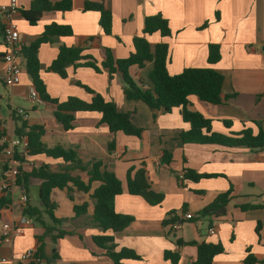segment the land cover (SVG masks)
Segmentation results:
<instances>
[{
    "label": "crops",
    "instance_id": "0c3cea01",
    "mask_svg": "<svg viewBox=\"0 0 264 264\" xmlns=\"http://www.w3.org/2000/svg\"><path fill=\"white\" fill-rule=\"evenodd\" d=\"M9 1L0 0V7ZM87 1L102 2L112 12V34L104 33L98 12L84 11ZM17 2L19 13L15 20L24 45L33 43L48 25L72 28V36L55 38L39 49L40 75L49 96L59 102H65L69 97L90 102L91 95L76 84L79 82L100 93L107 101L114 102L119 110L132 113L133 123L144 131L139 138L123 133L112 134L101 123L98 112L76 113L73 128L65 131L55 118L56 105L30 101L29 93L35 88L21 58L20 83L7 85L1 13L0 129L5 130L6 135L17 136L22 125L25 131L41 127L44 131L41 142L47 148L73 149L84 163L101 160L106 169L118 177L123 193L115 199L116 212L132 216L134 221L124 231L114 234L115 244L117 250L127 248L141 257V260H125L126 264H172L164 257L166 251L178 253L179 264H192L197 257L196 247H179L177 240L221 243L225 251L215 257L213 264H244L249 252L259 261L257 264H261L264 260V150L183 144L179 134L188 131L190 125L184 122L180 110L163 113L150 109L141 101L127 100L119 75L110 80L105 70L98 73L90 67L79 66L69 67L67 77L62 78L47 68L57 58L60 46L82 47L84 56L100 64L105 60L106 49L111 50L117 59L128 58L134 51V37H146L152 48L163 42L169 46L170 75H178L186 68L211 67L225 78L222 90L225 101L222 104H207L197 96H191L189 109L211 120L212 130L216 133L232 135L251 129L256 135L259 133L258 124L264 130V0H73L71 11L45 12L35 26L20 14L31 7L32 0ZM156 14L168 20L170 37L163 38L159 33L144 35L145 18ZM205 23L208 26L204 28ZM211 44L219 45L221 52V60L213 65L208 63ZM87 61L90 60L86 58L81 63ZM153 68V63H148L143 69L132 67L130 73L136 82L149 83ZM18 109L24 110L28 119L18 115ZM113 140L116 147L110 152L108 145ZM165 150L173 156L170 165L161 160ZM8 165L9 158L4 152L0 153V182ZM16 166L24 173L43 166L49 172L59 173L69 163L41 154L27 155ZM142 168L152 190L164 195L158 206H151L142 197L128 191V172L134 169V174ZM188 170L211 177L196 182L179 179ZM70 173L79 175L88 184L86 172L73 170ZM41 183L42 180L31 178L26 189L17 184L9 195L0 192V200L9 199L10 202L7 208L0 210V264H23L19 257L30 249L38 254L42 243L41 264H112L105 251L93 241L94 237L109 234L92 222L94 200L91 195L100 186L99 182L92 184L89 193L72 184L71 190L52 191L51 201L57 205L54 214L63 221L55 225L44 215L52 231L48 232L32 219L30 225L23 227V235L11 243L1 241L2 226L6 223L18 226L25 217L22 190L28 197L27 204L42 209L39 199ZM228 191H231L232 198L225 216H198L220 194ZM84 203L88 204L86 214L76 215L74 207ZM172 211L176 212L178 229L174 228L176 224L163 226ZM186 214H191L192 219H186ZM212 229L215 230L213 235L210 233ZM60 232L66 234L54 241L53 237Z\"/></svg>",
    "mask_w": 264,
    "mask_h": 264
},
{
    "label": "trees",
    "instance_id": "16d2710c",
    "mask_svg": "<svg viewBox=\"0 0 264 264\" xmlns=\"http://www.w3.org/2000/svg\"><path fill=\"white\" fill-rule=\"evenodd\" d=\"M73 0H61L53 3L51 0H32L31 7L20 11L22 17L32 26L38 24L45 12L60 11L68 12L72 10ZM84 11H95L100 14V26L106 35L112 34L113 15L102 2L95 3L87 1L84 5ZM219 14L217 13V20ZM208 23L204 24V28ZM143 33L145 36H151L159 33L163 38L171 36L169 22L161 14L147 16L144 21ZM73 31L70 26L51 24L45 27L43 34L29 45H23L20 50V58L24 62L26 72L32 80V84L39 97L48 103L56 105L54 113L56 120L63 126L65 131L73 128L75 114L78 112H98L101 114V123L105 124L112 134L123 133L126 136L141 137L143 129L137 127L132 121V113L119 110L118 106L107 101L100 93H96L87 86L77 82L78 86L83 87L91 95V101L85 102L76 97H69L65 102H59L52 99L44 81L41 78V64L39 60V49L41 45L52 43L55 38L72 36ZM134 51L126 59H117L111 50L106 49L105 60L98 64L96 61L83 55L82 47L60 46L59 54L53 63L47 68L48 71L58 74L62 78L67 77L69 67L77 68L79 66L90 67L96 72L105 70L109 79L113 80L116 75L122 78L124 84V95L127 100H138L146 104L150 109L170 113L173 109H179L184 122L190 125V129L179 134L180 141L183 144L200 145H219L227 148L246 147L252 151L264 150V130L258 124L259 133L254 134L251 129H245L241 133L224 135L212 130V122L206 119L202 114L193 112L189 109L191 96H197L200 101L220 105L225 101L223 97L224 76L211 67L205 68H186L182 73L172 76L168 72L169 46L166 43H158L154 48L146 37L137 36L133 38ZM89 59L81 63L84 59ZM221 60L220 46L216 44L209 45L208 63L216 64ZM148 63H153L154 68L149 75V83L136 82L130 73L132 67L139 69L145 68ZM227 99V97H226ZM229 99V98H228ZM227 124V123H226ZM44 131L41 127H33L25 131L22 125L17 131V136L26 135L29 140V148L26 155L15 154V160L22 162L27 155L45 154L49 157L62 159L69 163L64 170L59 173L49 172L46 166L34 169L30 173H24L18 169L17 184L24 189L27 188V181L31 178L42 180L39 186V199L42 202V209L32 207L27 204L24 209V215L30 217L35 223L46 228L48 232L52 228L48 227L44 215L55 224H62V220L57 219L54 211L57 205L51 201V194L54 189L71 190L70 184L78 190L89 193L91 186L95 182L101 183L100 186L91 195L94 200V213L92 222L102 229V236L94 237V243L105 251L106 256L112 264H126L125 260H141V257L133 250L122 248L117 250L114 234L120 233L128 228L134 218L116 212L115 199L123 193L122 182L118 177L106 169L101 160H94L84 163L77 151L73 149H64L60 146L47 148L42 142L41 137ZM6 135V131L0 129V141ZM8 145L0 144V153L5 152ZM116 142L109 143L108 149L113 152ZM163 164L170 165L173 156L168 151H163ZM78 170L86 172L89 176L88 184L84 183L79 175H72L70 172ZM134 169L128 172V191L131 195L142 197L151 206H158L164 200V195L152 190L148 181L145 169H139L134 174ZM211 177L210 175L198 174L188 170L184 178L192 181H199L202 178ZM72 198V196H70ZM231 191L220 194L217 199L199 213L200 218H221L227 213V206L231 201ZM10 205L9 199L0 200V210ZM88 204L75 206L76 215L86 214ZM251 207H242L247 209ZM176 212L168 214V218L163 221V226L168 227L176 224ZM111 233V234H110ZM66 233L60 232L53 240L62 238ZM179 247L193 246L197 249L196 260L192 264H213L216 256L224 253L225 249L221 243H198L184 242L177 240ZM249 252V251H248ZM44 253L43 243L38 249V256L42 257ZM57 258V256H55ZM166 260L172 264H179L180 255L172 251L164 253ZM259 261L249 252L244 264H257ZM264 264V260L261 261Z\"/></svg>",
    "mask_w": 264,
    "mask_h": 264
},
{
    "label": "built area",
    "instance_id": "2783aa9c",
    "mask_svg": "<svg viewBox=\"0 0 264 264\" xmlns=\"http://www.w3.org/2000/svg\"><path fill=\"white\" fill-rule=\"evenodd\" d=\"M0 13L3 16V43L5 46V52L3 55V61L6 65L5 71V82L7 85L13 86L20 83L22 75V67L20 63V50L24 45L20 36V31L16 23L15 17L19 13V6L17 0H10L8 4L0 7ZM29 99L32 103L41 104L43 100L39 97L35 89H32L29 93ZM17 114L22 116L24 119H28V114L18 109ZM1 143H6L8 147L5 150V155L9 158V165L3 172L2 180L0 182V192L9 195L15 186H17L18 180V162L15 160V154L21 153L22 155L27 154L29 148V140L27 136H14L5 135ZM179 179H184V175H180ZM264 200V197H263ZM21 202L26 207L28 197L25 190H22ZM191 214H186V219H192ZM32 218L23 217L20 221V225L6 223L1 228V241L3 243H11L14 238L23 235L24 226L30 225ZM175 229L179 226L176 224ZM210 233L215 234V230L212 229ZM23 264H41L42 258L38 256L36 250L30 249L23 253L19 259ZM5 261V260H3Z\"/></svg>",
    "mask_w": 264,
    "mask_h": 264
}]
</instances>
